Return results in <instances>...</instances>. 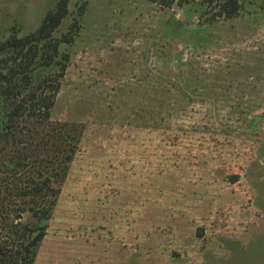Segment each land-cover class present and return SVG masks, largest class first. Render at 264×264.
Masks as SVG:
<instances>
[{"label":"rangeland","instance_id":"obj_1","mask_svg":"<svg viewBox=\"0 0 264 264\" xmlns=\"http://www.w3.org/2000/svg\"><path fill=\"white\" fill-rule=\"evenodd\" d=\"M55 2L0 0V39ZM238 7L209 19L201 0H68L54 34L78 26L58 42L49 117L81 132L49 215L20 212L45 223L31 264H264V0ZM17 201L0 198V240Z\"/></svg>","mask_w":264,"mask_h":264},{"label":"trees","instance_id":"obj_2","mask_svg":"<svg viewBox=\"0 0 264 264\" xmlns=\"http://www.w3.org/2000/svg\"><path fill=\"white\" fill-rule=\"evenodd\" d=\"M160 4L188 0H157ZM68 0H56L47 9L37 26L20 35L8 34L0 39V138L12 142L7 158L0 153V164L7 167L6 159L22 168L21 174L13 169L0 176V198L16 196L17 211L13 219L5 220V234L0 240V264H31L35 246L44 233L45 223L22 221L20 212L27 210L36 218H46L59 191L68 162L75 152L80 126L71 120H53L49 109L58 88V76L63 72L67 51L58 49V42H70L78 26L71 16L58 35L54 29L67 12ZM207 18L230 15L238 11L239 0H201ZM78 3L77 12L80 11ZM210 13V16L209 14ZM56 65L31 83L34 67ZM3 145L0 144V150ZM1 167V166H0ZM11 175L17 178L11 182ZM21 175V176H20ZM231 179L237 173L230 174Z\"/></svg>","mask_w":264,"mask_h":264}]
</instances>
